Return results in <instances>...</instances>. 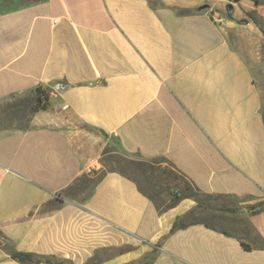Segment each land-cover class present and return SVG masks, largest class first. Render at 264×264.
Instances as JSON below:
<instances>
[{
    "label": "crops",
    "instance_id": "obj_1",
    "mask_svg": "<svg viewBox=\"0 0 264 264\" xmlns=\"http://www.w3.org/2000/svg\"><path fill=\"white\" fill-rule=\"evenodd\" d=\"M2 3L0 108L39 88L49 107L0 129V264H264L263 104L240 49L264 40V0ZM110 138L198 198L158 208L114 171L76 190Z\"/></svg>",
    "mask_w": 264,
    "mask_h": 264
},
{
    "label": "rangeland",
    "instance_id": "obj_2",
    "mask_svg": "<svg viewBox=\"0 0 264 264\" xmlns=\"http://www.w3.org/2000/svg\"><path fill=\"white\" fill-rule=\"evenodd\" d=\"M0 1L10 3L11 0ZM17 2H19V0H17ZM2 5L3 3L0 4V9H2ZM240 49L246 54L247 63L251 67L253 76L260 90L263 104L262 112L264 114V40L243 42L241 43ZM33 105L34 99L28 96L11 99L10 102L0 108V129H21L26 127L32 116L31 110ZM105 153L107 154L104 155ZM118 155L128 156L136 162H148L143 168L146 174L143 175L142 172L138 170L134 177L142 184L148 194L160 204V206L167 208L170 204L174 203V201L171 200V190L176 189L177 187L182 194L180 198H182L184 193H188V195L198 198L195 196L196 193H194L192 189L187 192L185 191L187 189L186 181L168 161L164 159L146 160L137 154L127 155L121 151L114 138L109 139L108 145L102 152L100 159L101 168L89 175H84L81 182L77 185L76 190H82V192L88 191L86 193L89 194L91 188L96 184L102 174L105 171H111L113 168L125 169L127 172L131 171V169L128 168L127 162L118 158ZM146 178L150 179L152 182L151 185L145 180ZM200 201L203 206L208 205L209 209H212L210 207L211 203L215 202L213 198L210 199L203 197H200ZM196 218L201 221L209 219L208 216H199Z\"/></svg>",
    "mask_w": 264,
    "mask_h": 264
},
{
    "label": "trees",
    "instance_id": "obj_3",
    "mask_svg": "<svg viewBox=\"0 0 264 264\" xmlns=\"http://www.w3.org/2000/svg\"><path fill=\"white\" fill-rule=\"evenodd\" d=\"M254 1L256 3H259L261 0H254ZM48 101H49V95H47L46 92H44L43 90H41L39 88L38 89L37 99L34 101V105H33L32 110H31L32 114L37 112V111H39V110L48 109V107H49V102ZM29 123H30V121H29ZM28 126H29V124L26 127H24V128H27ZM24 128H21V129H24ZM106 154L107 153H105L104 155H106ZM118 156H119L118 158H120V159H122V160L127 162L128 168L131 169V171L127 172V170H125V169H117V168H113L111 171L119 172L122 175L134 180L137 183L139 189L144 194L148 195L150 197V199H152L154 201V203L156 204V206L158 208H161L162 206H160V204H158L157 201L151 195L148 194V192L145 190V188L142 186V184L134 177V176H136V172H138V170H140L143 175L146 174V172L143 170V168L146 166V163L148 164V162H136L135 160H133L132 158H129L128 156H121V155H118ZM104 174H105V172L102 174V176L99 178V180L104 176ZM145 180L150 185L152 184L150 179L146 178ZM93 183H94V181H93ZM187 190H190L188 185H187L186 191ZM181 195H182L181 191H180V189L178 187L176 189H172L171 190V197H172L171 200L174 201V203L170 204L168 207L174 206L178 202V200L180 199ZM186 226H187V224L184 221L180 220L179 222H176L174 224V226L172 228V232H174V231H176L177 229H180V228H185ZM15 258L23 260V261H26L29 257H28V255L17 254V255H15Z\"/></svg>",
    "mask_w": 264,
    "mask_h": 264
},
{
    "label": "water",
    "instance_id": "obj_4",
    "mask_svg": "<svg viewBox=\"0 0 264 264\" xmlns=\"http://www.w3.org/2000/svg\"><path fill=\"white\" fill-rule=\"evenodd\" d=\"M209 8V6H204V7H201L200 9H199V11H203V10H206V9H208ZM231 8H232V6H231Z\"/></svg>",
    "mask_w": 264,
    "mask_h": 264
},
{
    "label": "built area",
    "instance_id": "obj_5",
    "mask_svg": "<svg viewBox=\"0 0 264 264\" xmlns=\"http://www.w3.org/2000/svg\"><path fill=\"white\" fill-rule=\"evenodd\" d=\"M228 2H230L231 4L234 3V2H237L238 0H226Z\"/></svg>",
    "mask_w": 264,
    "mask_h": 264
}]
</instances>
